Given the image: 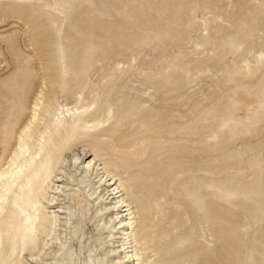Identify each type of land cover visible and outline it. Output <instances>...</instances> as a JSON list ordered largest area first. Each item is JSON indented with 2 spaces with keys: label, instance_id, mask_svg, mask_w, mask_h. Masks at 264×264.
Listing matches in <instances>:
<instances>
[{
  "label": "rangeland",
  "instance_id": "1",
  "mask_svg": "<svg viewBox=\"0 0 264 264\" xmlns=\"http://www.w3.org/2000/svg\"><path fill=\"white\" fill-rule=\"evenodd\" d=\"M7 37L39 75L45 52L64 51L73 76L88 74L86 102L117 115L122 101L137 155L119 154L117 173L153 207L184 201L178 235L207 253L219 244L208 211H232L242 259L264 264V60L244 69L264 53V0H0V82L14 69Z\"/></svg>",
  "mask_w": 264,
  "mask_h": 264
},
{
  "label": "bare ground",
  "instance_id": "2",
  "mask_svg": "<svg viewBox=\"0 0 264 264\" xmlns=\"http://www.w3.org/2000/svg\"><path fill=\"white\" fill-rule=\"evenodd\" d=\"M1 40L14 69L0 82V264H254L242 259L232 211H208L219 244L205 253L189 233L178 235L184 201L166 210L161 198L153 207L132 178L120 177L128 160L118 155H137L135 140L123 141L131 132L122 101L117 115L107 99L86 102L88 74L73 76L64 51L45 52L50 63L39 75L40 58L18 50L13 37ZM263 60L256 53L245 71ZM158 169L151 162L145 172Z\"/></svg>",
  "mask_w": 264,
  "mask_h": 264
}]
</instances>
